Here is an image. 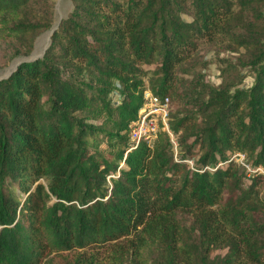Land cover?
<instances>
[{"label":"trees","instance_id":"trees-1","mask_svg":"<svg viewBox=\"0 0 264 264\" xmlns=\"http://www.w3.org/2000/svg\"><path fill=\"white\" fill-rule=\"evenodd\" d=\"M71 3L0 79V264L107 245L110 264H264V175L224 164L264 168V0ZM53 18L52 0H0V66ZM211 49L251 86L225 60L209 84ZM145 90L169 99L168 132L128 150Z\"/></svg>","mask_w":264,"mask_h":264},{"label":"rangeland","instance_id":"rangeland-1","mask_svg":"<svg viewBox=\"0 0 264 264\" xmlns=\"http://www.w3.org/2000/svg\"><path fill=\"white\" fill-rule=\"evenodd\" d=\"M54 18L52 29L40 33L34 43V48L30 55L21 56L20 58H13L7 64L0 66V79L5 78L16 66L22 61H32L36 58H40L50 42V34L53 29L56 28L57 24L64 19L72 9L71 0H52ZM239 55L230 51H220V50H207L204 53L203 63L206 64L204 70L202 71L206 75V81L212 85H218L221 82L222 72L221 69L225 66L226 62H230L237 66L236 74L237 77H242L243 81L241 83L242 88H249L253 81V76L250 71L245 68H240L237 64V58ZM224 60L226 62H224ZM113 101L118 102L119 98L116 93L111 94ZM114 246L107 245L103 247H92L78 251H72L63 253L61 255L67 256L69 258H80L84 260V264H110L114 257Z\"/></svg>","mask_w":264,"mask_h":264},{"label":"built area","instance_id":"built-area-1","mask_svg":"<svg viewBox=\"0 0 264 264\" xmlns=\"http://www.w3.org/2000/svg\"><path fill=\"white\" fill-rule=\"evenodd\" d=\"M169 99L154 95L149 90L143 92V106L138 111L137 118L128 126L130 144L132 150L140 142L151 146L157 133L161 129L168 132ZM234 162L246 172L247 178L264 175V168L252 167L246 162L243 154H233L224 164ZM221 165V164H220Z\"/></svg>","mask_w":264,"mask_h":264},{"label":"water","instance_id":"water-1","mask_svg":"<svg viewBox=\"0 0 264 264\" xmlns=\"http://www.w3.org/2000/svg\"><path fill=\"white\" fill-rule=\"evenodd\" d=\"M51 34H52V32H51ZM51 34H50V35H51Z\"/></svg>","mask_w":264,"mask_h":264}]
</instances>
